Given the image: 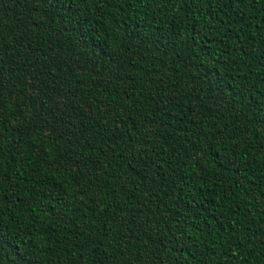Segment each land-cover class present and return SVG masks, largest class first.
<instances>
[{
	"label": "trees",
	"instance_id": "trees-1",
	"mask_svg": "<svg viewBox=\"0 0 264 264\" xmlns=\"http://www.w3.org/2000/svg\"><path fill=\"white\" fill-rule=\"evenodd\" d=\"M0 264H264V0H0Z\"/></svg>",
	"mask_w": 264,
	"mask_h": 264
}]
</instances>
